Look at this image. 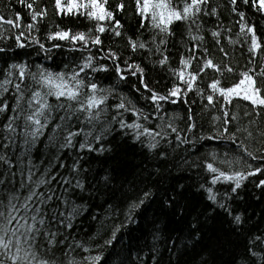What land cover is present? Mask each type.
Here are the masks:
<instances>
[{
	"label": "snow or ice",
	"instance_id": "6c2138e0",
	"mask_svg": "<svg viewBox=\"0 0 264 264\" xmlns=\"http://www.w3.org/2000/svg\"><path fill=\"white\" fill-rule=\"evenodd\" d=\"M18 2L30 20L25 25L19 12L7 20L24 29L15 36L16 48L43 57L32 63L0 48V264H147L144 248L152 264H163L161 243L168 264H216V253L203 238L207 220L220 217L231 232L243 235L228 264H264V229L234 207L252 178L264 194V37L239 10L240 0H230L240 18L237 35L250 39L248 53L256 59L249 60L255 67L240 72L238 82L231 63L210 58L213 47L229 56L217 39L221 34L212 29L207 44L204 35L193 34L192 25L200 32L203 18L217 15L211 0H134L135 36L117 18L128 7L125 0L115 8L109 0H52L53 15L83 17L91 27L50 24L43 39L38 33L49 17L48 5ZM242 2L264 15V0ZM179 25L183 31L177 32ZM185 35L196 43L186 48L187 56L179 53L183 67L177 69L169 48H176L177 36L184 42ZM119 37L125 38L121 50L112 46ZM229 42L237 41L229 37ZM57 55L67 62L57 61ZM209 69L218 74L210 82ZM157 70L169 73L163 88L149 79ZM109 76L114 82L103 86L101 78ZM130 77L135 83L125 93L121 85ZM235 98L248 102L242 114ZM177 103L187 105L183 117L169 113L168 106ZM113 134L168 164L166 171L195 172L208 210L205 220L200 219L204 209L181 205L187 199L184 185L164 186L159 166L136 172L113 162ZM213 140L231 147L223 155L201 152ZM187 148L194 151L182 155ZM156 203L163 226L147 216ZM85 216L97 226L92 235L82 231ZM121 229H128L127 242Z\"/></svg>",
	"mask_w": 264,
	"mask_h": 264
},
{
	"label": "trees",
	"instance_id": "16d2710c",
	"mask_svg": "<svg viewBox=\"0 0 264 264\" xmlns=\"http://www.w3.org/2000/svg\"><path fill=\"white\" fill-rule=\"evenodd\" d=\"M44 2L48 5L49 17L46 21L42 23L41 31L38 33L41 39L44 38V32L48 29V26L50 24L54 25L59 23L63 26H79L82 30L85 26L91 27V25L88 24V21L83 17H81L80 20L77 21L75 17L70 18L69 16L59 17L53 15L52 0H44ZM211 2L212 6L217 8V15L203 18L204 27L200 32H197L196 26L192 25L193 34L204 35L206 44L213 41V38L211 36L212 29H215L221 34L219 37H217V39L221 41V44L228 51L229 56H223V53L217 51L216 48L213 47L211 49L212 57L210 58H214L217 63H220L221 60H223L225 63H231L236 70L234 82H238L240 72L255 67L254 64L249 62L250 59H256L255 57H250L248 53V44L250 43V39L246 41L243 36L237 35V33L240 32V18L238 15H236V13H233L231 11L232 5L230 4V0H211ZM116 3H118V0H109V4L112 8H115ZM125 3L128 5V7L122 15L117 13V18L121 19L124 22L127 33L129 35L135 36L139 25L136 22V17L133 16V10L135 7L134 0H125ZM239 10L244 11L246 13V19L248 22L257 26L258 36L264 37V15L258 12L257 8L252 7L251 5L245 6L242 0H240ZM16 12L21 13L23 17V23L26 25L29 22L30 17L28 14V9L23 4L19 3L18 0H0V16L4 17L3 20H0V48H9L11 50L9 52V55H11L12 52H16L20 59H26L32 63H40L42 61L43 53H40L38 55L37 52L32 51V49L27 47L23 49L16 48L15 36L18 31L24 29H15L12 25H9L7 23L8 19L15 18L14 14ZM197 23H200V21H197ZM229 29L231 31H229ZM175 30L177 32L183 31V25H179ZM229 37H231L232 40L237 42L230 43ZM104 39L105 44L107 45V37H104ZM176 40V48H172L170 46L169 53L172 57V67L179 69L183 67V65H181L180 63L179 53L183 52L185 56H187L188 52L186 51V48H190L192 44L196 43V41L193 40L191 42H188V37L187 35H185L184 42L188 43H186L185 46H181V44L184 42L180 41L179 36H177ZM124 45L125 38L119 37L114 39V43L112 46L117 50H121L124 48ZM53 54L55 55V50ZM67 55L70 57L71 54L68 53ZM137 56H139V53L137 54ZM56 59L57 61L67 62L65 56L57 55ZM257 62L259 63V61ZM45 63L48 62L45 61ZM188 70L190 69H186V71ZM168 75L169 73L167 71L161 73L159 72V70H157L154 72H149V79L153 81V83L158 81V86L160 88H163ZM217 75L218 74L215 73L214 70L209 69L207 77H205V79L210 82L211 79ZM112 82H114L113 76H109L108 79L101 78V83L103 86H106ZM132 83H135V77H130L126 83H122V90L125 93H128ZM222 83L229 84L230 81L225 80L222 81ZM235 100L236 104L239 105V111L242 114L244 111V104L248 102H241L240 98H235ZM144 103H146V101L142 100L141 104ZM185 107H187V105H182L180 103H177L175 106H168L169 113H171L172 111L180 112L181 117H183V109ZM231 107L233 108V110H236L235 105ZM127 115L130 114H126V118ZM132 118L134 119L135 117L133 116ZM177 124H180L182 126V119L177 120ZM113 135L115 136V139L113 141L115 152L112 153L113 162H116L121 165H126L127 167L132 168L136 172H140L141 168L153 170L159 166L161 170L165 172V175L163 177L164 186L167 187L170 184L177 186L184 185L186 187L185 195L187 199H182L180 201L181 205L186 203L195 204L198 210L204 209L205 214L201 215L200 219L205 220L208 210L205 207L204 196H202L201 193L198 191L197 181L198 179H200V177L195 172H189L187 169L181 171L175 167L171 168V171H166L169 168V165H161L158 160L146 157L139 144L133 145L131 140H128L127 142H121L122 138L120 135ZM201 143H203V141H201ZM42 147L43 146L41 145L40 148ZM228 147H231V145L226 146L222 141L213 140L209 144L205 145V148L201 149V152L216 150L218 155H223ZM190 151L194 150L191 148H187L186 150L182 151L181 154L186 156ZM37 155H40V153L38 152ZM155 179L156 177L154 176L153 180ZM254 183L255 178H252L250 179V181L246 182V188L242 189L240 193L242 199H240L239 205H234V207H237L238 211H245V214L251 217V220L249 221L250 224L254 225L255 227L264 229V194H262L259 189L254 188ZM168 190L169 192L171 191L170 188ZM218 190L222 191L223 189L218 188ZM97 203H102V199L98 198ZM207 203L211 202L208 201ZM93 211H96L95 207H93ZM100 211L103 212V209H100ZM158 213L159 203H156L153 204V206L148 210L147 216L149 220L156 218L158 225L163 226V220L157 218ZM192 215H195V213H193ZM187 219L191 220L192 216L187 217ZM90 224L92 225L91 228H89ZM170 226L179 227L181 225L177 223H172ZM132 227L135 228V225H133ZM96 230L97 226L89 219L88 216H85L83 218L82 231L88 232L89 235H92L94 232H96ZM253 231H255V228H253ZM119 235H122L125 242H127V237L129 235L128 229H121V233ZM133 235L139 236L140 233L134 232ZM97 240L99 243H103V241L100 240L99 237H97ZM147 242L151 243L150 236L147 237ZM140 243H145L144 238H141ZM203 243H207L210 249L215 251L216 264H228L233 249L243 243V235H236L235 233L231 232L230 226L226 222L224 217H220L218 219H208L204 230ZM160 247L161 251L163 252V264H168V252L163 249L162 243ZM119 249L120 245H117V251H119ZM141 255L146 258L147 264H152L151 254L149 253L148 248H144V250L141 252Z\"/></svg>",
	"mask_w": 264,
	"mask_h": 264
}]
</instances>
